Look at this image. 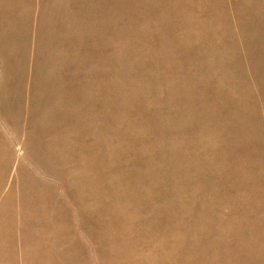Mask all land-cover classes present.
<instances>
[{"label": "rangeland", "instance_id": "obj_1", "mask_svg": "<svg viewBox=\"0 0 264 264\" xmlns=\"http://www.w3.org/2000/svg\"><path fill=\"white\" fill-rule=\"evenodd\" d=\"M0 264H264V0H0Z\"/></svg>", "mask_w": 264, "mask_h": 264}]
</instances>
